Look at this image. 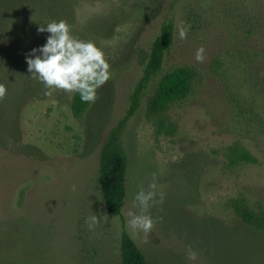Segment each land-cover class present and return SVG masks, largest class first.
Segmentation results:
<instances>
[{"label": "rangeland", "instance_id": "1", "mask_svg": "<svg viewBox=\"0 0 264 264\" xmlns=\"http://www.w3.org/2000/svg\"><path fill=\"white\" fill-rule=\"evenodd\" d=\"M165 18L173 45L124 133L125 227L134 193L155 173L153 229L145 237L126 227L151 264H264V232L227 206L240 196L264 205V0H0V264L118 263L121 226L97 187L98 152ZM52 20L109 63L110 79L80 116L74 94L46 96L27 71L25 54L48 35L37 28ZM179 21L190 25L184 40ZM179 67L191 72L188 93L151 113L159 78ZM237 148L255 162L231 164ZM93 214L101 222L90 230Z\"/></svg>", "mask_w": 264, "mask_h": 264}, {"label": "trees", "instance_id": "2", "mask_svg": "<svg viewBox=\"0 0 264 264\" xmlns=\"http://www.w3.org/2000/svg\"><path fill=\"white\" fill-rule=\"evenodd\" d=\"M173 40V20L165 18L150 43L140 75L130 89L124 113L108 128L98 152L97 187L106 212L118 217L121 226L119 259L116 264H151L128 233L122 213L128 191V158L124 146V133L128 122L139 110L146 90L160 75L165 56L173 45ZM190 83L191 72L185 67H179L163 74L157 82L154 95L149 103V111L151 113L161 112L172 101L183 98L189 91ZM89 105L81 103L76 94L71 99V110L75 116L82 115ZM238 161L250 163L255 162V158L244 148H237L229 156V162L235 164ZM227 206L245 225L256 231L264 232V205L251 206L243 196H240L228 200Z\"/></svg>", "mask_w": 264, "mask_h": 264}, {"label": "clouds", "instance_id": "3", "mask_svg": "<svg viewBox=\"0 0 264 264\" xmlns=\"http://www.w3.org/2000/svg\"><path fill=\"white\" fill-rule=\"evenodd\" d=\"M189 28L190 25L184 21L177 23V36L180 40L186 39ZM37 32L48 35L42 45L25 54V61L30 76L45 89L44 95L63 91L78 95L81 103H93L97 98V89L111 76L103 50L91 40L74 37L64 20H52L39 25ZM204 58L203 46L198 47L194 59L202 62ZM5 92L4 85L0 84V98H3ZM156 186V174L152 173L148 190L141 187L133 195L132 208L125 213L126 227L132 235L143 234L147 237L154 227L155 220L149 214V209L155 203ZM100 222V217L98 219L95 214L86 219L90 230ZM188 258L195 260L196 252L190 250Z\"/></svg>", "mask_w": 264, "mask_h": 264}]
</instances>
